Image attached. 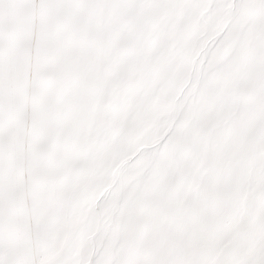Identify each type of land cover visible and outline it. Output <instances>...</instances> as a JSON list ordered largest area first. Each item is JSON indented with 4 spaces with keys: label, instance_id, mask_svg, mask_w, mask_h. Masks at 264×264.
Returning <instances> with one entry per match:
<instances>
[{
    "label": "snow or ice",
    "instance_id": "1",
    "mask_svg": "<svg viewBox=\"0 0 264 264\" xmlns=\"http://www.w3.org/2000/svg\"><path fill=\"white\" fill-rule=\"evenodd\" d=\"M0 264H264V0H0Z\"/></svg>",
    "mask_w": 264,
    "mask_h": 264
}]
</instances>
